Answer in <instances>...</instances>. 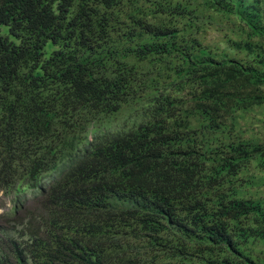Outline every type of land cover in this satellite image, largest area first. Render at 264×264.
Listing matches in <instances>:
<instances>
[{
    "label": "trees",
    "instance_id": "obj_1",
    "mask_svg": "<svg viewBox=\"0 0 264 264\" xmlns=\"http://www.w3.org/2000/svg\"><path fill=\"white\" fill-rule=\"evenodd\" d=\"M262 107L264 0H0V264H264Z\"/></svg>",
    "mask_w": 264,
    "mask_h": 264
},
{
    "label": "rangeland",
    "instance_id": "obj_2",
    "mask_svg": "<svg viewBox=\"0 0 264 264\" xmlns=\"http://www.w3.org/2000/svg\"><path fill=\"white\" fill-rule=\"evenodd\" d=\"M207 27L205 34L202 36L204 44L225 49V43L221 42L222 32L218 31V27L214 24ZM51 49L52 48L49 46L48 50L50 51ZM124 116L128 115L125 114ZM241 125L242 129L247 131L246 135L260 136L261 139L264 140V107L255 109L253 112L244 115ZM45 179H48V177H45ZM262 189L261 191L264 192V186ZM251 192L253 194H259L255 189ZM18 196L21 197L22 200L23 197L26 200L23 208H20V204L16 202V195L0 192V228L4 229V231L11 230V227L24 216L26 207H31L34 204L33 194L29 189L20 192Z\"/></svg>",
    "mask_w": 264,
    "mask_h": 264
}]
</instances>
